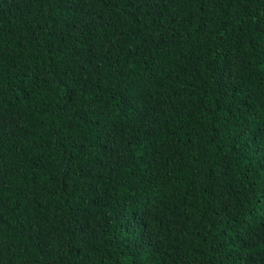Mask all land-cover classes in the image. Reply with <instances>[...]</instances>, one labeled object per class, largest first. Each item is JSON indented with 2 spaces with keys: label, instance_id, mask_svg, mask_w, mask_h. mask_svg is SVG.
I'll list each match as a JSON object with an SVG mask.
<instances>
[{
  "label": "trees",
  "instance_id": "16d2710c",
  "mask_svg": "<svg viewBox=\"0 0 264 264\" xmlns=\"http://www.w3.org/2000/svg\"><path fill=\"white\" fill-rule=\"evenodd\" d=\"M0 264H264V0H0Z\"/></svg>",
  "mask_w": 264,
  "mask_h": 264
}]
</instances>
